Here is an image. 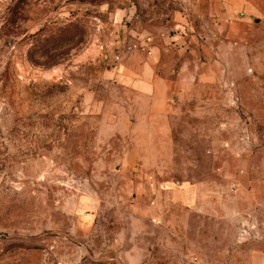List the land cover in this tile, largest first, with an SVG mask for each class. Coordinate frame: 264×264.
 <instances>
[{"label": "rangeland", "instance_id": "rangeland-1", "mask_svg": "<svg viewBox=\"0 0 264 264\" xmlns=\"http://www.w3.org/2000/svg\"><path fill=\"white\" fill-rule=\"evenodd\" d=\"M252 250L264 0H0V264Z\"/></svg>", "mask_w": 264, "mask_h": 264}, {"label": "crops", "instance_id": "crops-1", "mask_svg": "<svg viewBox=\"0 0 264 264\" xmlns=\"http://www.w3.org/2000/svg\"><path fill=\"white\" fill-rule=\"evenodd\" d=\"M145 64L147 66V62ZM149 70L151 71V68H149ZM247 260V264H264V252L252 250L248 253Z\"/></svg>", "mask_w": 264, "mask_h": 264}]
</instances>
